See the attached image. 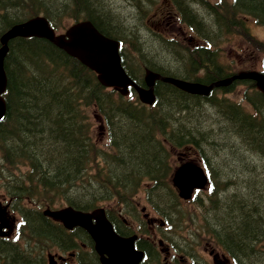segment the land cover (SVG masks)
<instances>
[{"label": "trees", "instance_id": "1", "mask_svg": "<svg viewBox=\"0 0 264 264\" xmlns=\"http://www.w3.org/2000/svg\"><path fill=\"white\" fill-rule=\"evenodd\" d=\"M122 1L147 13L158 0ZM115 8L112 0H0V35L11 25L42 13L56 30L66 28L67 20L90 19L102 33L119 39L124 46L129 42L130 28L123 17L114 16ZM220 8L226 13L220 22L223 26L225 19H230L227 25L233 24L236 15L244 13L264 21V0H236V5ZM220 8L213 9L217 10V17H222ZM136 15L135 11L127 17L137 20ZM132 35L133 52L152 58L153 45L140 41L134 30ZM164 46V52L182 50L184 55L178 54L173 64L184 79L210 83L229 74L215 49L203 47L187 52L185 48L189 47L179 42L171 44L177 49ZM121 55L125 68L137 82L142 81L139 74L143 66L163 75H174L168 69L157 68L153 59L144 65L136 59L138 74L127 65L124 48ZM188 59L189 66L195 65L194 71L181 70ZM6 71L7 113L0 122V181L10 179L5 187L13 200L59 199L84 210L113 202L112 209L122 207L130 212L135 197L144 189L154 209L170 226L181 229L187 220L194 219L185 208L188 203L178 198L170 183V148L191 147L210 174V188L199 192L190 202L201 208V231L227 252L235 264H264L261 91L250 87L251 92L247 89L245 93V100L254 107L251 112L240 103L215 96L216 91L202 97L160 82L156 86V103L148 107L137 101L133 91L123 97L114 89L103 87L94 72L48 40L39 38L12 41ZM93 112L105 122L107 148L95 142ZM229 159L251 161V167H235ZM23 167L27 171L20 173ZM242 174L246 178L240 182ZM35 218L30 224L33 230L41 232L47 228V221ZM169 241L178 251L196 257L194 248L180 246L172 238ZM193 262L199 264L198 260Z\"/></svg>", "mask_w": 264, "mask_h": 264}, {"label": "water", "instance_id": "2", "mask_svg": "<svg viewBox=\"0 0 264 264\" xmlns=\"http://www.w3.org/2000/svg\"><path fill=\"white\" fill-rule=\"evenodd\" d=\"M17 37H38L49 40L68 55L78 59L83 65L98 74V80L103 86L115 87L122 94H128V87H133L146 104L155 101L154 85L157 79L170 83L177 88L190 93L207 96L211 89L219 85H227L232 79L222 80L211 85L199 82H190L175 77H165L146 71L144 80L146 87L138 85L122 66L119 52V42L101 33L90 20H82L71 25L65 33L57 34L44 16L32 17L26 21L10 27L0 38V120L5 117L7 106L3 94L7 88V73L5 59L9 51L10 40ZM240 77L254 78L260 81L264 90V75L250 73ZM173 185L177 188L179 196L191 199L195 189H204L208 177L203 168L196 162L189 160L178 166L172 177ZM44 214L61 220L65 226L72 228L79 225L87 230L95 241L96 250L101 264H140L143 252L136 250L134 242L136 237H122L113 228L103 208L92 212L75 210L72 207L60 210H46ZM5 216L0 209V217ZM1 220V218H0ZM0 235L6 234L1 229Z\"/></svg>", "mask_w": 264, "mask_h": 264}, {"label": "rangeland", "instance_id": "3", "mask_svg": "<svg viewBox=\"0 0 264 264\" xmlns=\"http://www.w3.org/2000/svg\"><path fill=\"white\" fill-rule=\"evenodd\" d=\"M161 0H158L157 3H159ZM212 2H214L215 0H210ZM112 2L114 3V7L115 8V13L113 12L114 16L117 17V19L121 17H123L125 23L127 24V21H130V18H128V14H129V10L130 8L128 7V5L124 4L122 2V0H112ZM156 3V4H157ZM167 3H165V1H163L161 3L160 6L158 7H153L152 11L149 13L148 17H145V19L143 20V23L145 22L148 26H150L156 33H160V34H165L166 36L168 35L169 37H172L174 35L177 36H181L184 39H189L190 36H193V32L191 30H189L187 27H183L181 26L182 24V20L181 18H178V21H175L174 24H170L167 22V20H163L160 19L158 17H155V15L157 14V11L160 9V7L166 5ZM120 7V8H119ZM119 8V9H118ZM157 10V11H156ZM128 18V19H127ZM142 21V20H141ZM247 22V26L250 27V33L253 37H256V39L258 41H260V45L258 43H256L255 41L251 40L248 42H245L244 38H240V40L237 39V37H232V35L229 36H221L218 42L219 45V49L222 51V62L226 65H228L229 67H231L232 69H234L235 72L237 73H246L244 71H259L263 68V63H264V26H260L258 24H256V22L252 19L247 18L246 20ZM68 25H70L72 23V20H67L66 22ZM209 27H211V24L209 22L206 23ZM67 25V26H68ZM65 29V28H64ZM142 36H145V34L142 32L141 33ZM145 39L148 40V37L145 36ZM244 39V40H242ZM148 42L150 43V41L148 40ZM242 45V48L239 49L237 48V45ZM129 48V47H128ZM152 52L154 55H156L158 58H164L163 55H161L157 49L155 48V46L152 47ZM248 88L247 85H243L240 84L238 86H236L233 90L227 92V93H218V96L221 97H226L236 103H240L243 106H245L249 111H251L253 108L248 105V103L245 101V91ZM256 88V87H255ZM249 89V88H248ZM207 111L205 110L204 113H206ZM93 127L94 129L97 131V129L100 127V123H99V119L96 117H94L93 114ZM209 124V121L207 122ZM226 125L227 127V123H223ZM206 128V127H205ZM97 135V132H96ZM99 140L101 141V143L103 145H106V136L104 133H100L99 134ZM226 152V150H225ZM226 156V154L224 155ZM174 159L176 160V156L174 157ZM230 163L235 164H244L247 165L249 167H251V164L242 160H237V161H232L231 159H229ZM258 161V160H257ZM259 162V161H258ZM256 163V162H255ZM262 163V162H261ZM257 164V163H256ZM239 170V169H238ZM255 172L257 173V167L254 168ZM26 168H22L21 172H25ZM241 171V170H240ZM16 175L19 173H15ZM225 174H227V172H225ZM244 174V172H243ZM241 176L240 182L242 179H245L246 176L243 175ZM264 181V176L261 178ZM8 181L4 180L3 182H0V201L2 203H7V200L4 199V196L6 195V191H5V185L3 184H7ZM242 188V187H241ZM232 190V189H230ZM240 190V187H239ZM230 192V191H229ZM243 192H240V194H242ZM137 204H138V209L139 211L142 208H146V212L150 214L151 218H155L157 220V222H155L156 224L158 223V220H160V216H158L157 213H155L152 208L150 207V205L147 203L146 198H145V193L143 191H141L138 196H137ZM22 207H33L35 206V204H33L32 202H30L29 200H24L22 201V203L20 204ZM185 208H187V210H189V213L192 214L193 217V222L190 221H186L185 224H183V227H181L180 231L182 235L181 237L185 239V242L187 240H196L197 238L195 236L190 237L191 232H194L195 230L197 231L198 228H200L203 224L204 221L202 220V218H200L198 216V213H201V208H198L196 205L192 204V203H188L185 204ZM12 215H16V217L19 220V211L18 209H16V211L14 209L11 210L10 212ZM140 218L143 217V214L140 213ZM200 218V219H199ZM36 220H40V218H35ZM144 219V218H143ZM146 221V219H145ZM147 223V221H146ZM147 229L153 234V239L156 242L157 235L155 237V233H156V226L155 227H150L149 224L147 223ZM200 231V230H198ZM202 233L197 232L196 234ZM180 237L181 241L182 238ZM201 243H198V247L196 248V250L199 252V256L203 257V259L205 260V264H213V258L212 256L209 254L210 251H214V255H217L216 252L219 254V256H217V259H220L219 261H221V264H224L225 258L222 256V250L214 244L213 241H209L210 239L204 235V233H202L201 236ZM21 240H24L21 237ZM179 241V238L177 239ZM168 245V244H167ZM160 251V248H159ZM165 254V253H163ZM183 255V254H182ZM173 253L171 252L169 257H168V261H171L172 259ZM163 258V256H161V259ZM180 258H182V256L178 255L179 262L176 264H186V262L184 261L185 259H183V261H180ZM228 264H234L233 262H229Z\"/></svg>", "mask_w": 264, "mask_h": 264}, {"label": "flooded vegetation", "instance_id": "4", "mask_svg": "<svg viewBox=\"0 0 264 264\" xmlns=\"http://www.w3.org/2000/svg\"><path fill=\"white\" fill-rule=\"evenodd\" d=\"M5 205H7L8 214L0 217V223L3 226L6 225L8 229L4 228L11 234L7 238L0 237V264H88L87 254L94 252L91 237L86 235L88 244L81 242L79 227L66 229L61 223L51 218L45 217V221L50 226L47 225V228H43L39 232L44 235L43 240L26 242L25 248H20L16 239L13 238L19 220L16 215L10 213L11 209L16 207V204L7 201ZM17 208L21 209L19 206ZM149 226L154 227V224ZM119 229L122 235L129 236L131 233V230L126 227L120 226ZM156 235L157 233H155V237ZM153 242L155 241L151 232L146 235L145 240H142V243L147 244L152 250H154ZM166 251V259H168L170 251ZM171 259V261L166 260L165 263L176 264L179 261L173 256ZM182 259L180 258V260ZM96 261H98V258Z\"/></svg>", "mask_w": 264, "mask_h": 264}]
</instances>
